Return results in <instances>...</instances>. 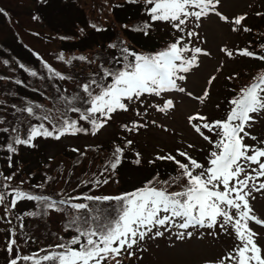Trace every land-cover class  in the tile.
I'll list each match as a JSON object with an SVG mask.
<instances>
[{"label": "snow or ice", "instance_id": "6c2138e0", "mask_svg": "<svg viewBox=\"0 0 264 264\" xmlns=\"http://www.w3.org/2000/svg\"><path fill=\"white\" fill-rule=\"evenodd\" d=\"M136 3L137 0H129ZM149 18L153 22H166L180 35L166 50L153 55L138 54L127 46L110 44V48H120V55L113 56L112 60L119 67L109 68L101 64L92 78L81 83L78 87L82 95L72 97L60 96L66 107L57 109L58 117L50 114H38L39 104L31 103L23 108L12 105L17 113H26L40 123H30L23 138L19 127H12L11 142L6 145L10 154L17 152L15 146L36 147L37 138H52L60 140L67 135L79 133L96 135L111 121L115 114L127 112L133 105H143L147 97L161 98L162 103L151 105L153 111L168 115L176 110L173 94H183L197 100L201 105L210 98V91L205 87L202 95L194 96L183 86L189 74H195L201 67V57H208L211 53L194 45V40L200 38L197 29L202 27L205 19L215 16L219 21L230 25L233 32H250L244 26L247 14L229 17L219 9L223 7V0H144ZM0 12H3L0 9ZM6 15V13H5ZM257 15H262L257 13ZM191 25L189 28L188 26ZM91 27L102 31L97 25ZM125 28L128 26L125 25ZM150 25L137 26L134 30L148 33ZM203 42V41H201ZM123 43V42H121ZM262 52L257 53L249 48L237 49L235 52L221 47L219 50L228 58L239 55L244 58L264 62V44L260 45ZM65 61L64 55L59 56ZM73 60L86 61L83 55L72 57L65 63ZM92 63L93 61H88ZM8 64V61H3ZM31 77H36V71H29L24 64L19 65ZM44 67L50 77L60 80L71 79L61 72L54 70L45 63ZM220 69L218 68L217 71ZM230 76L228 79H235ZM4 79V77H0ZM217 77L212 75L207 84L211 85ZM250 83L235 91L228 101L231 107L224 119L210 120L200 112L188 115L186 124L197 136L206 141L211 150L202 163L192 157L189 152L177 148L176 154H157L149 164L157 161H168L174 165L177 173L170 180L160 181L152 178L144 181L143 186L123 195L111 196H70L68 199H55L50 195L34 194L21 187H11L15 173L4 175L0 173V207L7 218L20 202L35 201L41 211L25 212L16 219L23 221L25 216H46L50 211L64 213L69 216L65 230L74 232L67 241L49 245L47 249H40L32 255L21 257L32 264H124V258L135 256L136 248L146 239L163 237L165 233L174 236L175 240H203L205 234L217 238L219 232L232 236L234 247L217 258H205L203 264H264V249L258 244L259 235L249 226L250 222L264 226V220L258 218L250 201L256 199L254 193L264 194V141L260 146L249 145L245 138L251 136L247 128L264 115V71L250 76ZM16 84H22L20 80ZM77 102L81 106H77ZM0 103H3L0 101ZM219 107V105H217ZM50 111V110H49ZM69 113L78 114L73 119ZM137 116L147 115V107L139 111ZM43 121H47L46 126ZM25 121L21 120L20 123ZM80 122H86L90 127H84ZM4 121L0 119V124ZM151 124L165 132L168 128L158 125L155 119ZM127 132L138 133L148 127L146 122L133 121L121 125ZM2 132H9V128H0ZM207 133V134H206ZM215 137V139H213ZM133 140L125 138V144L114 145L110 159L99 173L102 178L83 181L85 184H107L109 179L105 173H114L121 166L126 155L125 148L133 145ZM15 145V146H14ZM193 143L187 144V149H194ZM74 152L79 151L73 149ZM84 155V153H81ZM134 163H141V154L137 152ZM179 157V158H178ZM12 157L9 156V167H12ZM94 176L96 174H93ZM47 177V180H52ZM257 181H260L257 183ZM25 183L21 181L22 185ZM159 185V186H158ZM179 186V190L174 189ZM34 187L43 188L44 185ZM10 197V199H9ZM88 202H118L114 209L115 216L106 215L104 209L94 208ZM67 209H71L68 212ZM11 223V220H6ZM23 228L24 224L21 223ZM203 229L205 231L200 232ZM215 230V231H214ZM13 235L16 233L13 232ZM16 241L13 240L12 244ZM9 251H12L9 248ZM12 264H16L13 260Z\"/></svg>", "mask_w": 264, "mask_h": 264}, {"label": "rangeland", "instance_id": "374dc122", "mask_svg": "<svg viewBox=\"0 0 264 264\" xmlns=\"http://www.w3.org/2000/svg\"><path fill=\"white\" fill-rule=\"evenodd\" d=\"M81 1L84 5L92 2V0ZM34 5L40 6L44 14V20L41 22L35 15ZM262 8H264V0H223V7L219 10L229 17H235L246 13L247 17L245 22L251 23L258 22L262 19H259L258 16L260 15H257V13H261L260 9ZM0 9L3 10V12H0V37H2L3 32H8V27L10 25V13H12L13 16L17 18L14 20L18 23L14 22V24L16 25L18 32L21 33L23 40L31 44L30 46L37 52L54 48L60 43L56 39H53L49 43H45L43 39L38 38L39 35H46L48 33L46 32L48 26H51L54 21L58 22L61 26H65L66 17L68 18L70 24L75 23L74 21L77 20L78 16L74 13H69L67 16L68 0H0ZM57 13L60 14V18H55ZM77 23L86 25L87 22H85V18L83 16V22L77 21ZM157 28L160 29L161 26H158ZM29 29L33 33L34 37L26 33L30 31ZM61 30L76 34V30L72 28L67 30L61 28ZM197 31L200 34V38L194 40V45L208 50L211 55L208 57H201V67L194 75H188L187 80L183 82V86L187 91L192 92L194 96L202 95L205 87H208L210 91V98H208L205 103L201 105L197 100L186 95L173 94L176 103V110L174 113H170L168 115L157 113L153 111V108L151 107L152 103L155 101H160V103H162L161 98L147 97L145 99L146 102H144L143 105H133L131 107V110L133 111L132 118L134 119L135 117H138L139 122L147 121L148 123V129H146V132L149 134L148 138L151 142V147L148 145L147 140H142L143 144L146 146L143 152V159L148 157L150 150L155 152L158 151V147H165L170 151H175L177 148L181 150L186 149L189 153L198 155L199 161L203 163L205 161V157L207 156V142L187 127L186 117L196 112H200L207 116L210 120L224 119L226 114V109L224 108H227V103L230 100L228 99L230 96H226L223 92L226 90L224 87L226 76H235L237 74L242 76L244 70L251 69H260L263 71L264 62H259L251 58H244L239 55H234L233 58H228L220 52L219 49L224 46H227L228 49L233 50L234 52L237 49H243V47L247 45L248 39L241 33V31H231L229 24L219 21L215 16L211 19H205L202 27L197 29ZM84 33L85 32H83V35ZM77 35L80 36V34ZM5 40L6 39L0 40L1 76H6L10 79L13 77L15 69L23 63L27 66L36 65L37 59L31 56L29 59L24 60L25 54L20 52L19 47L15 46L8 48ZM91 42L92 45H89L90 40L85 41L86 50H97L99 46L94 45L96 44L94 43L95 41ZM126 42L128 43V41ZM92 46L93 48L91 49ZM152 48L154 51L157 50L156 46H153ZM5 60L8 61V64L3 63ZM218 68L220 69L219 71H217ZM212 75H215L217 79L211 85H208L207 80ZM38 100L39 102L37 104L40 105V101L42 100ZM217 105H219V107H217ZM137 107L141 112H143L144 108L147 107V115L137 116ZM153 119L157 121L158 125L168 128L169 131L165 132L161 129V127L152 125L151 120ZM246 130L250 132L251 136L256 137L254 142H260L262 141V138L264 140V115L258 117L256 122ZM112 133H114V125L110 124L104 128L99 141L111 136ZM74 139L75 138L65 139L61 142H57L56 145L48 144L45 141H41L40 143L34 141L36 147L33 149L36 154V162L31 167L39 169L47 157H54L61 154L62 148L66 144L73 145L77 142L83 143V141L79 139L77 141ZM86 140L89 143H94L93 139ZM245 142L247 144L253 143L250 137L245 138ZM188 143H193L196 147L194 149H187ZM19 158L23 160V153H19ZM31 163H33V161H29L27 166ZM39 178H41V182H38ZM122 178L127 181L130 186L138 182L136 170L132 168L126 170L122 174ZM261 179L264 180V178ZM259 182L260 181H257V183ZM10 183L15 184L13 181ZM41 184L44 185L43 188L35 187L33 190L28 187L27 190L34 194L50 195L54 198L55 195H58L56 190L59 191L63 183L61 181H58L57 183L45 181L44 173L42 171L41 174L37 175L35 186ZM115 190L116 183L109 185L105 191L113 192ZM254 195L256 196V199L250 201L254 209V213L258 216V218L264 220V194L254 193ZM0 215H3L2 207H0ZM0 220L6 222L7 218L6 220ZM249 226L253 229V231L259 234L256 239L261 248L264 249V226L255 225L253 222H250ZM40 236L44 237L45 235ZM223 236L226 237L225 235ZM225 239H221V237L210 239L209 236L202 241H178L175 240V238L170 239L169 244L165 245V247H156L154 254L155 260L152 259L153 256H151V260L154 261L153 264H196L203 262L205 258H217L224 255L230 245V242ZM2 250L3 248L0 246V254ZM1 256L2 255H0V264H3L4 261L1 259ZM8 264H12V262H9Z\"/></svg>", "mask_w": 264, "mask_h": 264}, {"label": "trees", "instance_id": "16d2710c", "mask_svg": "<svg viewBox=\"0 0 264 264\" xmlns=\"http://www.w3.org/2000/svg\"><path fill=\"white\" fill-rule=\"evenodd\" d=\"M144 5V6H143ZM105 11L104 15H108L110 18V23H108L106 20L103 23H99V27H105L107 24L109 26L103 29L102 31H96L91 27L92 21L95 22L96 14H100V11ZM149 5L143 4L142 2H136L131 3L129 0H92L91 6L89 4L84 5V3L81 0H69L68 3V13H74L77 16V20H75V23H68L67 28H74L80 32H85V37L82 35L81 41L76 40H69L68 42L72 44V46L68 47L65 50H61L60 52H55L52 55V59L50 61L49 66H51L54 70L61 72L62 75L65 77H71V79H65L60 80L55 77H50V73L48 70L44 67L45 63H38V66L36 69L35 67L27 66L26 68L29 69V71H36L37 76L31 77L27 72H25L22 68L18 67L15 69L13 77L8 79L6 76L4 79H0V101L3 103H0V119H2L7 125H4V127L9 128V136H14L15 133L11 132L12 127H19L20 129V135L22 136L24 130L27 129L28 125L30 123H40L41 121H36L33 117H29L26 113H17L15 112V109L12 107V105H15L16 107L23 108L27 106L28 104L36 105L39 101L33 100L32 96L28 95L26 91H31V88L36 90V95L42 99V102H40V108L36 109V112L38 114H50L54 118L58 117L59 114L57 112V109L63 110L66 105L59 99L60 96L64 97H72L75 95H82V90L78 87L81 83L88 81L90 78H92L93 73H96L98 71V68L101 64L105 65L106 67L113 68V67H119L120 65H115L112 58L113 56H119L120 55V48H110V44H117L119 46H127L131 51H134L138 54H144V55H153V46L159 47L157 45L158 37L157 36H140L144 34L141 31H135L134 29L137 26H143L145 24L150 25V28L148 29V33H153L155 31L153 27V21L150 20L149 15H146L147 8ZM36 8L39 9L40 6L36 5ZM139 10L142 11V13L138 14ZM262 16H258L259 19H261L258 22H251L247 23L244 21V26L248 27L253 31L252 35L249 33L247 39V44L250 48L257 45L256 43V36L255 35H261L262 36V44H264V8L260 10ZM130 14H135V16H128ZM138 14V15H137ZM83 16L85 18L86 25H83L79 22H83ZM41 21H43V14H39L37 16ZM132 18V27H129L128 33L126 34V37L123 36L121 33V26L128 22H130ZM67 21L68 18L66 17ZM151 21V23L149 22ZM69 22V21H68ZM116 25H119V28H117ZM164 29V27H161ZM92 29V30H90ZM90 30V31H89ZM250 31V32H251ZM133 32H137V34H132ZM95 34H100V39L97 41L98 43L94 45H98V49L102 51L101 53L94 52L93 54H89L92 50L83 51L85 48L80 46V43H83L86 41V39H91L92 41L96 42V37L91 36ZM165 33H163V39H165ZM68 35L65 34H59L60 38L67 37ZM69 37V36H68ZM153 41H151V40ZM126 41H128L130 44L126 45ZM76 42V44H75ZM94 42V43H95ZM123 42V43H121ZM89 45H92V42L89 43ZM163 43L161 44V46ZM93 46L91 47V49ZM107 48V50H106ZM259 48V45H258ZM61 53L65 57L66 60L72 59V57H79L81 55L85 56L87 58L86 61H78L73 60L71 64L65 63V61H61L59 59V56ZM91 55V56H90ZM88 61H93L92 63H89ZM254 72H262L260 69H252ZM264 71V68H263ZM252 75L251 71H248L246 73H243L242 76L239 74L236 75L235 79H226L224 83V87L226 90H224V94L226 96H231L230 92L228 91V87L234 92L237 89L238 83L248 84L249 78ZM232 76V75H231ZM24 77V78H23ZM230 77V75H228ZM5 80V81H3ZM20 80L23 83L22 84H16L15 81ZM229 82L231 85H229ZM77 106L83 107V105L79 104L77 102ZM231 107L229 103H227V108L225 111L227 112L228 109ZM50 110V111H49ZM69 115L73 119H78V114H72L69 113ZM129 111L127 112H120L118 114H115L111 122H118L117 128H121V125L126 124L130 122L128 119L129 117ZM25 121L24 123H20V121ZM46 122V126L48 125V122ZM122 122V123H121ZM147 123V121H145ZM82 126L84 127H90L87 125L86 122H80ZM146 133V132H145ZM86 136H91V134H85ZM142 134V131H139V135ZM145 136V135H143ZM125 138L120 143V141L114 136L109 139H105L102 141H97L95 145L92 146H81L80 148L78 146H69L67 147L69 151V156L71 158V161L69 164L62 165L60 170H58V175L60 179H64L65 184L71 183L72 181L77 185V187L80 189L81 186H84L85 183H82L83 181H89V180H95L97 178H102L99 176V173L105 166L106 162L110 159L111 153L113 151L114 145L125 144ZM144 144L140 143L136 146L135 143H133L132 146L125 148V157L123 159V162L121 166H119L118 170L114 173H106L108 177L117 178L121 176V174L128 168H130L131 165H133L135 159H136V153L139 152L141 156L144 152ZM73 149H78L79 151L74 152ZM81 153H84V155H81ZM171 153L170 151H164V150H158L157 153L153 155V157L148 156V161L155 158L157 154L159 155H165ZM175 155L176 153H171ZM179 158V157H178ZM149 164V163H148ZM150 170L153 171V174L151 176H155L157 173L159 174L156 176V178L159 180L161 179V176L163 180L170 179L174 177L177 173L174 171V165L171 162L168 161H157L155 165L149 164ZM13 174V172L11 173ZM93 174H96L95 176ZM6 175V174H4ZM149 179V178H148ZM14 180L17 184H20V181H28L26 178H22L21 176H17L15 173ZM159 186V185H158ZM94 187V186H90ZM175 190H179L178 185H174ZM88 191V190H86ZM85 195H93L89 193H85ZM91 205H93L95 202H89ZM114 206H117V202L114 201ZM38 211H41L39 209ZM17 216L14 215V218H11L12 223V233L15 232V235H19L22 240V247L21 257L25 255H32L33 253L39 252L40 254H43V252H40V249H47L49 245H55L57 243H60L61 241L58 239L60 237L57 233H54L51 231L50 227L48 226V223L46 222L45 217L39 216V217H32L25 216V221H21L16 219ZM70 217H68L69 220ZM67 220V221H68ZM14 222V223H13ZM23 223L24 227L21 228L20 224ZM14 235V236H15ZM40 235H45L44 237H41ZM36 247L38 251L33 252V248ZM20 257V259H21ZM22 263L25 264V262L21 259ZM29 264H32L30 261Z\"/></svg>", "mask_w": 264, "mask_h": 264}]
</instances>
